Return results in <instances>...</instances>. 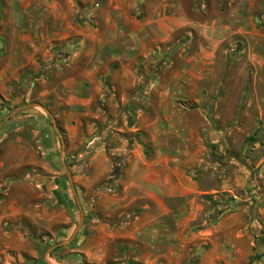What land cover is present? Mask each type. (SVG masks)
<instances>
[{"label":"rangeland","instance_id":"obj_1","mask_svg":"<svg viewBox=\"0 0 264 264\" xmlns=\"http://www.w3.org/2000/svg\"><path fill=\"white\" fill-rule=\"evenodd\" d=\"M21 1L0 0V67L11 24L29 22L24 11L10 13ZM50 2V34L58 20L64 39L51 37L45 59L19 48L27 65L0 77V264H96L88 252L99 264H136L146 255L148 244L130 250L104 234L122 233L136 210L108 208L123 169L113 147L139 141L150 151L155 121L158 149L200 152L197 172L214 178L205 179L208 189L227 181L200 200L211 220L236 216L261 260L264 0ZM169 85L175 91L166 94ZM18 136L33 138V148L17 152ZM239 176L246 185L237 186Z\"/></svg>","mask_w":264,"mask_h":264},{"label":"crops","instance_id":"obj_2","mask_svg":"<svg viewBox=\"0 0 264 264\" xmlns=\"http://www.w3.org/2000/svg\"><path fill=\"white\" fill-rule=\"evenodd\" d=\"M21 5L19 10L11 8L10 13L13 15L24 11L29 19L24 25L26 33H23L22 23L11 24L12 48L7 62L6 58L2 60L0 77L16 74L27 65L18 56L19 48L25 49L27 59L33 60L41 54L45 59L47 54L41 51L51 43V37L64 39L58 31V20L54 22L53 35L50 34V12L57 10L50 0H22ZM217 47L215 43L210 45L211 58ZM122 84L126 88L132 85L128 73L123 74ZM174 87L169 85L165 89L166 94L174 92ZM39 118L44 119L41 115ZM153 127L155 135L151 134L153 147L150 151L146 152L139 141L132 143V149H127L128 143L123 140L120 147H113L114 154L123 153V169L114 183L118 192L113 194V200L108 201V208L136 210L132 213L135 218L121 228L124 229L122 233L118 232L120 230H106L105 238L112 239L113 243H122L130 250L148 244L150 249L147 254L139 252L135 257L136 264H190V254L202 245L208 247L199 255L196 264H249L253 254L250 234L235 229L236 216L211 220L207 204L200 200V197L209 193L224 190L227 181L215 180L219 189H208L205 179L210 176L200 177L197 172L203 160L198 155L200 152H183L178 155L181 150L173 143H166L163 150L158 149L157 121ZM114 140L117 141V138ZM16 142V151L22 153L23 149L33 148L34 139L18 136ZM236 182L240 187L246 185L241 176ZM83 252L87 253L86 250ZM87 255L92 263L99 264L103 260L89 252ZM263 263L264 256L255 262Z\"/></svg>","mask_w":264,"mask_h":264},{"label":"trees","instance_id":"obj_3","mask_svg":"<svg viewBox=\"0 0 264 264\" xmlns=\"http://www.w3.org/2000/svg\"><path fill=\"white\" fill-rule=\"evenodd\" d=\"M218 219V218H217ZM260 256L254 255L250 258V262L253 263L255 260H257Z\"/></svg>","mask_w":264,"mask_h":264},{"label":"water","instance_id":"obj_4","mask_svg":"<svg viewBox=\"0 0 264 264\" xmlns=\"http://www.w3.org/2000/svg\"><path fill=\"white\" fill-rule=\"evenodd\" d=\"M27 107H29V106H27ZM49 115H50V114H49ZM73 189H74V187H73ZM74 192H75V191H74ZM75 234H76V232H75ZM75 234H74V236H75ZM74 236H73V237H74ZM72 239H73V238H72ZM62 244H63V243H62ZM62 244H58V245H62Z\"/></svg>","mask_w":264,"mask_h":264}]
</instances>
